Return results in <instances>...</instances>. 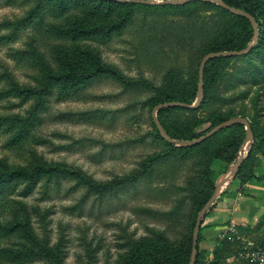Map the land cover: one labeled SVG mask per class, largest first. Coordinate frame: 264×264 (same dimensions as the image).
I'll return each mask as SVG.
<instances>
[{
    "label": "rangeland",
    "instance_id": "1",
    "mask_svg": "<svg viewBox=\"0 0 264 264\" xmlns=\"http://www.w3.org/2000/svg\"><path fill=\"white\" fill-rule=\"evenodd\" d=\"M7 1L0 0V25L20 22L37 7L39 0H17L13 4ZM162 1L165 0H151L154 4ZM86 8L90 11L93 6ZM131 11L134 20L128 28L103 40L105 44L53 42L59 45L56 60L52 48L40 46L30 29L13 44L0 43V76L5 75L0 91L9 88L10 80L28 89L40 79L38 67L47 69L45 76L61 79L62 87L75 71L105 75L83 84L69 99L59 100L60 96L54 92L47 112L40 116L32 132L35 142L27 145V150L37 153V160L28 161L29 156H23L24 152L9 151L5 147L7 136H0V169L29 168L39 161L71 172L59 185L51 183L47 194L41 184L28 198L13 196L26 206L33 233L44 243L47 239L49 247L59 254L61 264H122L130 250L131 237L142 240L162 236L161 241L166 245L168 241L172 246L189 250L199 205L237 163L217 160L211 165L210 156L200 163L194 158L183 161L188 156L181 158L175 149L170 150L157 138L154 108L149 101L168 93L185 94L180 89L193 90L195 85L188 71L187 53L159 39L162 29L174 28L177 33L179 28L172 24L183 25L186 20L173 9H165L160 15L139 7ZM112 13L105 23H120L129 10L116 9ZM85 22L77 13L59 23L75 30ZM101 24L98 20L89 23L99 27ZM11 32L0 29V37ZM27 50L33 52L37 66L31 61L13 60L12 53ZM202 53L207 54L203 48ZM99 66L100 73L96 70ZM221 68V76L207 92L208 101L199 111V117L207 121L206 128L211 126V117H226L231 111L246 113L250 121L256 114L252 101L259 95L255 128L263 147L250 161L248 181L238 178V173L224 185L214 209L205 219L199 244L202 264L212 263L215 248L224 240L225 233L236 235L234 238L230 234L234 238L232 242L252 241L260 246L264 241V83L255 85L246 73V63L237 58L221 63ZM17 104L19 100L13 98L0 102V117L23 118L33 102L22 107ZM254 141L253 131L251 142L240 148V156L244 148L243 154L248 157L249 145ZM167 151H171L170 157L165 155L154 163L148 176H141L135 183L99 186L117 185L126 179L123 177L133 179L137 171L146 170V161L164 157L162 153ZM173 211V219L168 218ZM222 264L249 263L233 256Z\"/></svg>",
    "mask_w": 264,
    "mask_h": 264
},
{
    "label": "trees",
    "instance_id": "2",
    "mask_svg": "<svg viewBox=\"0 0 264 264\" xmlns=\"http://www.w3.org/2000/svg\"><path fill=\"white\" fill-rule=\"evenodd\" d=\"M13 1L16 2L17 0H8L7 2L13 4ZM223 1L231 7L242 9L251 14L259 24L260 39L257 46H255L248 55L234 58L246 63V68L248 69L246 73L255 85L263 84L264 0ZM89 5H92L93 8L87 11L86 7H89ZM154 5L155 6L123 4L109 0H39L37 7L20 22L16 24L6 23L0 25V29L12 30L9 35L0 37V43L3 45L13 44L19 40L23 32L30 29L33 32L31 34L36 35V42L40 43V46L46 45L52 48L51 53L56 60V55H58L56 49L59 45H53V42L73 40L74 42L97 41L104 43L105 41L103 40L111 39L112 36L128 28L129 24L134 20V11H131L134 8H146L157 15L164 13L165 9L177 10L179 12V17L184 18L186 23L183 25L172 24L175 28H179L177 33L174 28H170L171 33L170 29L165 27L162 29L159 39L161 42L171 43L172 47L176 49L179 48L184 53H187L189 57L188 71L190 76L195 79L194 89L192 90L190 87H185L180 89L181 92H186L185 94L173 93L170 95V93H168L166 96L155 97L149 102L153 108L159 104L169 102H181L193 105L194 102L192 101H197L199 66L202 59L209 53L233 52L247 48L253 41L254 33L252 25L248 19L235 16L212 2L195 1L185 6ZM190 5L193 6L192 9L188 8ZM125 8L129 10V14L127 17H124V20L118 24L105 23L113 16L112 11ZM77 13L83 16L86 24L77 26L75 30L69 27V25H60V21H68ZM167 14H169V12H167ZM143 18L145 19L146 17ZM94 20L101 22L102 26L89 25V23ZM103 23H105V26H103ZM216 35L219 36L215 38ZM204 41H206V43H204ZM202 48L203 50L205 49L206 55L202 53ZM11 56L13 60L17 62L28 63L31 61L34 65L37 64L34 61V54L30 50L12 53ZM230 59L231 58L214 59L207 63L204 72L205 97L200 108L195 110L164 108L158 112V119L172 139L193 141L206 135L210 130L225 121L240 116L246 118V113L244 112L233 114L231 111V115L226 117H223V115L211 117L209 119L211 126L206 128L207 121L199 117V111L206 106L208 101L207 92L214 88L221 76V63L227 62ZM100 69V66L96 69L98 73H100V71H98ZM36 70L40 74V79L34 80L35 83L28 86V89H24L17 82L10 80L9 88L0 91V102L13 98L19 100L17 107H22L24 104L33 102L31 110L23 118L20 115L0 117V136L5 135L8 138L5 144L6 149L17 154L24 152L23 156H29L28 161L37 160V153L32 150H27V145H30V142L34 141L32 132L40 120V116L47 112V104L50 98L54 96V92L60 96L59 100L69 99L80 91V87L83 84L94 81L97 77L105 76L99 74L92 75L94 73L80 74L78 71H75L73 76L67 77L69 79L66 78L65 87H62L61 79H57L53 75L45 76L46 68L38 67ZM239 74L240 73H238V75ZM3 80H5V75L0 76V83ZM123 80L125 87L129 89L126 78H123ZM257 96L258 97H255L252 101L256 114L249 121L256 135V141L249 145L248 157L244 161L238 175V178L244 179L245 182L248 181L246 177L250 172L249 165L251 159L256 153L261 151L263 147L262 140L259 139L260 133L255 128L258 124L256 123L255 116H257L259 112L258 104L260 101L259 95ZM154 128L157 138L169 147L170 150L175 149V151L180 154L181 158L188 156V158H183V161L194 158L197 163H200L204 157L210 156L213 158L211 165L217 160H226L230 163H236L240 157V148L243 146L246 139L244 125H235L219 132L209 140L194 147H177L169 144L161 137L156 125ZM170 152L167 151L166 153H162L164 157L146 161V170L137 171L133 179L123 177L126 179L117 185L113 183L99 186L113 187L129 183L130 181L131 183H135L141 176H148L154 163L161 161L162 158H165V155L169 156ZM37 163L38 164L35 166L29 168L13 169L5 166V169H0V246L2 245L0 248V264H35L40 262L49 264L62 263L59 254L49 247L47 239L44 240V243L33 233L30 223L31 217L26 206L21 201L13 199L15 195L28 198L41 184H43L45 189L44 192L47 194L50 190L49 187L51 183L59 185L63 177L67 178L71 176V172L67 169H60L47 162L38 161ZM1 166L0 163V167ZM139 174L141 175L139 176ZM214 190L215 188H213V192L210 195L202 200L199 205V210H201L212 197ZM215 204L216 202L212 205L210 211L203 217L202 225L209 213L214 209ZM174 215L175 212L173 211L168 214V218L173 219ZM195 224L193 226L194 228ZM202 225L199 234L198 256L195 264H202L200 262L201 257L199 252ZM162 238V236H152L142 240H135L131 237L128 242L130 250L128 255L123 259L122 264L190 263L193 244L189 250L185 251L182 248L170 245L168 241H166V245L161 241ZM243 245L244 244L241 242H232L227 239L221 241L215 248L214 260L211 264H222L233 256L237 257ZM260 246H264V241Z\"/></svg>",
    "mask_w": 264,
    "mask_h": 264
},
{
    "label": "water",
    "instance_id": "3",
    "mask_svg": "<svg viewBox=\"0 0 264 264\" xmlns=\"http://www.w3.org/2000/svg\"><path fill=\"white\" fill-rule=\"evenodd\" d=\"M114 1L118 3L123 4H144V5H154L153 2L149 0H109ZM195 1H205V2H212L218 5L219 7L229 11L231 14L235 16H240L243 18H246L249 20V22L252 25L253 29V41L251 44L247 46V48L240 50V51H233V52H218V53H209L207 54L202 61L200 62L199 66V81H198V90H197V102L194 105H189L187 103H181V102H169V103H163L157 105L152 112L153 121L161 135V137L168 142L169 144L175 145L177 147H194L196 145H199L210 138H212L214 135L218 134L219 132L233 127L235 125H244L246 130V139L245 144H248L251 142L253 138V131L251 128V124L247 118L244 117H235L228 121L223 122L222 124L216 126L212 130H210L206 135L193 140V141H179L172 139L164 127L162 126L160 120L158 119V112L161 109L164 108H181V109H198L201 107L202 103L204 102L205 92H204V72L206 65L209 61L214 59H220V58H234V57H243L245 55H248L251 50L257 46L259 39H260V30H259V24L255 20V18L245 12L242 9H237L234 7L229 6L226 4L223 0H165L159 3H156V5H164V6H185L187 4H190ZM244 148H242V154L237 161V163L234 165L231 173H225L216 183L215 190L212 195V197L207 201V203L203 206V208L199 211L196 219V224L193 232V246H192V253H191V260L189 264H195L198 256V242H199V234L200 229L202 225V219L203 217L210 211V208L212 205L218 200L220 196V192L224 185L229 183L234 177L237 176L239 173L244 161L246 160V156L243 154Z\"/></svg>",
    "mask_w": 264,
    "mask_h": 264
},
{
    "label": "built area",
    "instance_id": "4",
    "mask_svg": "<svg viewBox=\"0 0 264 264\" xmlns=\"http://www.w3.org/2000/svg\"><path fill=\"white\" fill-rule=\"evenodd\" d=\"M230 234L232 235L233 233H225L222 239L232 241L236 235H232L234 237L232 238ZM238 256L249 264H264V246L256 245L252 241L245 242Z\"/></svg>",
    "mask_w": 264,
    "mask_h": 264
}]
</instances>
